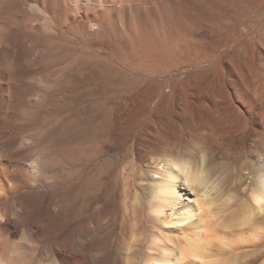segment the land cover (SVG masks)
Wrapping results in <instances>:
<instances>
[{
	"label": "rangeland",
	"instance_id": "obj_1",
	"mask_svg": "<svg viewBox=\"0 0 264 264\" xmlns=\"http://www.w3.org/2000/svg\"><path fill=\"white\" fill-rule=\"evenodd\" d=\"M135 2L137 5L119 12L120 22L131 25L130 31L122 30L130 36L119 37L118 30L113 26L107 29L108 25L95 33L81 32L76 36L66 29L60 32L54 22L45 20L37 29L27 23L29 17L36 16L27 7L28 0H0V81L6 77L8 93L13 97L15 92L19 99L14 101L19 112H10L6 104L11 99L4 106L2 140L9 143L17 136L22 162L30 163L35 157L37 162L40 160L38 175L23 183L22 191L30 193L24 197V206L38 211L57 204L66 206L67 192L61 188L65 178L69 173L77 174L80 168L92 167L107 177L87 211L96 208L99 216L110 220L101 223L95 238L82 245L83 251L93 256L87 264H148L147 248L152 236L166 239L169 235L172 243L175 241L174 245L170 243L173 247L182 242L183 229L192 221L190 236L199 242L210 241L203 250L212 255L210 263L229 260L232 264H262L264 206L253 201L258 177L251 174L258 157L248 159L244 165L232 159L209 161L208 135L201 129L209 116L198 104L203 106L213 92L219 94L225 87L222 65H213L211 20L227 16L236 3L241 4V11H258L264 0ZM173 43L183 47L170 50ZM15 74L20 85L11 87L8 80L11 77L15 82ZM2 91L0 85V97ZM166 137L173 144L170 149L148 151L151 144L163 142ZM241 143L238 138L229 140L232 146ZM165 156L189 160L207 174L206 189L196 186L183 195L184 202L191 205L192 216L185 224L179 223L183 218L179 213L170 215L171 222L164 219V213L156 218L149 211L156 164ZM200 200L205 201L203 209L209 207L213 217L197 209L196 201ZM248 211L250 220L244 226H224ZM200 213L204 217L201 221L211 225L198 219ZM218 233L227 243L223 247ZM249 234L256 237L250 238ZM176 246L173 257L178 258ZM39 250L32 248L28 253L44 254L43 249ZM151 252L157 256L160 248L154 246ZM206 262L209 263L206 257L197 260L199 264Z\"/></svg>",
	"mask_w": 264,
	"mask_h": 264
},
{
	"label": "bare ground",
	"instance_id": "obj_2",
	"mask_svg": "<svg viewBox=\"0 0 264 264\" xmlns=\"http://www.w3.org/2000/svg\"><path fill=\"white\" fill-rule=\"evenodd\" d=\"M129 1L28 0L27 7L36 13L34 14L36 16L29 17L27 23L31 27L37 28L41 27L42 20L54 22L60 32L66 29L73 36L81 32L95 33L99 28L108 25L107 29L111 27L112 30L113 26L114 30H118L119 34H121L119 37H124L125 34L130 36L129 32V34L127 32L123 34L122 30L126 28L127 31H130L131 25L128 21L127 23L120 22L122 17L120 20L118 18L119 12L122 9H129L132 4L137 5L136 0L134 2ZM209 26V37L212 38V42H210L214 43L211 45L214 46L215 51L213 65L215 68L219 63L222 65L225 87L219 94L218 92H213L208 101L202 103L203 106L201 103H199L200 105L198 104L199 107L201 106V108L206 109L209 116L204 128L200 127L208 135V160L210 161V159L213 160L215 158L232 159L238 160V162L242 161V165H244L248 163V159L257 156L256 168L251 171L253 177H258L256 189H253L255 192L252 191V198L261 207L264 206V5L259 7L258 11L256 9L247 12L241 11V4L236 3L229 9L227 16L211 20ZM158 44L161 45L160 42ZM177 46H179L178 43H173L170 50L183 47L182 44L179 47ZM161 49L162 47H160ZM163 50L165 51V49ZM17 75L15 74L16 77L12 78L15 79L14 82V80H10L13 77L10 72L9 76L11 77L8 81L11 82V87L17 86L20 83ZM5 76L6 74L4 73L3 77ZM5 78L0 81V85L3 88L0 97V128L5 127V125L2 126L4 106H10V112L16 109L19 112V108L15 107L14 102L19 100L16 98L17 94L14 92L13 97H11L12 95L10 96L8 93L9 86H5L6 84H4L6 83L4 81ZM10 99L11 102L8 103ZM9 110L7 111L9 112ZM4 117L6 118V116ZM5 124L7 123L5 122ZM2 131L3 129L0 132V264H87L88 261H92L93 256H91L89 251H83L82 245L86 241L93 240L100 229L101 223H105V221L107 223L110 219L109 217L104 218L103 216H99L96 213V208L91 212L87 211V207L93 204L94 196L107 176L101 172H97L92 167L89 169L88 167L84 169L80 168L75 175L74 172L69 173L64 180V185L61 187L62 190L67 192L66 206L57 204L55 208L45 209L44 211L26 208L24 206V197L30 196V193L22 191L23 183L27 182V179L33 180L38 175L37 166L40 160L37 162L35 157L33 161H29L30 163L28 161L27 163L22 162V154L19 155L21 144L17 143L18 145L20 144L18 146L19 150H17L16 146V140L18 141L16 139L17 136L12 138L9 143H6L2 140L5 133ZM145 133L150 134L152 130H146ZM9 135L11 136L12 134ZM126 135L128 137L127 133ZM7 137L6 135L5 139ZM233 137L241 139L242 143L238 146L230 145L229 140ZM169 141V138L166 137L163 142H156L155 145L151 144L148 151L155 152V149L168 150L173 146ZM149 142L151 143L150 138ZM27 155H29L28 152ZM154 173L155 179L152 183L149 202L150 214L157 218L158 214L164 213V219L168 220L170 215L173 217V213H179V215H183L179 223L184 222L185 224V221L192 216H190L191 205L188 201L184 202L183 195L187 194V190H195L196 186L202 185L206 189L208 179L205 170L200 166H193L189 160L165 156L158 160ZM179 180L184 184L178 183ZM182 190L186 191L183 192ZM203 196H206V190L203 192ZM196 204L197 209L199 211L202 210L201 213L203 215L214 216L209 207L203 209L204 200L196 201ZM167 210L171 211L167 213ZM250 212L252 213V211ZM250 212L249 214H240L241 217L236 222L232 219V222L225 223L224 226L234 227L247 223L250 220ZM201 213L198 214L200 221L203 217V215L201 217ZM133 218L134 220L137 219L136 216H133ZM154 220L156 219L154 218ZM203 222L208 223V226L210 224L206 221ZM176 223L178 225V222ZM187 224H189L188 227H184L185 229H183L182 242L176 243L180 252L178 258L173 257V247L175 248L176 244L173 247L170 246L172 241L169 235H165L166 239L157 235L152 236L149 240L147 263L199 264L197 260L206 257L209 263L206 262L205 264H212L210 263L212 255L205 254L203 251L210 241L204 243L199 242V239H193L192 234L190 236L189 233V226L194 223L192 221ZM208 226L206 227L209 230ZM249 228L247 229L250 231ZM213 229L216 231L217 228L214 227ZM84 231H88V233L84 234ZM218 231H220V228ZM205 233L207 234V232ZM219 233L217 238L220 239L223 247L227 243H224V239L222 242L221 239L224 235H221V233L219 236ZM252 236L256 237L255 234H251L250 238ZM173 243L172 245H174ZM154 246L160 248V253L157 256H154L151 252ZM32 248L37 250V252L39 249H43L42 252L44 254L39 253L40 255H35L34 251L35 254H29L28 251ZM129 253L131 255L132 251L129 250ZM221 264H232V262L228 260L221 262Z\"/></svg>",
	"mask_w": 264,
	"mask_h": 264
}]
</instances>
